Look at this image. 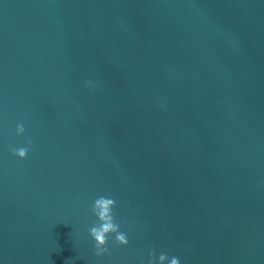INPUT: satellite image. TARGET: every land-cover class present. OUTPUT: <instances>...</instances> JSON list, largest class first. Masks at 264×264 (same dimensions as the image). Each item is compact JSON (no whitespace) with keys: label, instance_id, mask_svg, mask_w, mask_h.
Returning a JSON list of instances; mask_svg holds the SVG:
<instances>
[{"label":"water","instance_id":"obj_1","mask_svg":"<svg viewBox=\"0 0 264 264\" xmlns=\"http://www.w3.org/2000/svg\"><path fill=\"white\" fill-rule=\"evenodd\" d=\"M100 194L129 237L103 256ZM153 248L264 264V0H0V264Z\"/></svg>","mask_w":264,"mask_h":264},{"label":"clouds","instance_id":"obj_2","mask_svg":"<svg viewBox=\"0 0 264 264\" xmlns=\"http://www.w3.org/2000/svg\"><path fill=\"white\" fill-rule=\"evenodd\" d=\"M84 86L94 88L95 83L91 80H86ZM24 132V123H17L15 126V134L20 136ZM28 145H31L30 139L28 140ZM11 152L16 157L24 159L28 155L29 147H11ZM116 207L117 201L110 195L100 194L95 196L91 201V214L95 219L88 228V234L93 241L94 251L97 256L110 254L108 247L110 240H114L121 246H127L129 244L128 233L121 229V223L116 219ZM148 264H182V261L177 255H170L166 251L157 253L153 248L149 250Z\"/></svg>","mask_w":264,"mask_h":264}]
</instances>
